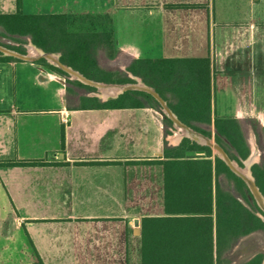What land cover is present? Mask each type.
<instances>
[{
    "label": "crops",
    "instance_id": "1",
    "mask_svg": "<svg viewBox=\"0 0 264 264\" xmlns=\"http://www.w3.org/2000/svg\"><path fill=\"white\" fill-rule=\"evenodd\" d=\"M16 10L0 0V14ZM22 11L68 15L69 30L96 33V55L130 77L137 58L209 59L212 119H239L260 163L264 0H22ZM80 103L36 60L0 61L1 263L196 264V178L165 154L183 129L160 107ZM211 215L216 247L215 204Z\"/></svg>",
    "mask_w": 264,
    "mask_h": 264
},
{
    "label": "trees",
    "instance_id": "2",
    "mask_svg": "<svg viewBox=\"0 0 264 264\" xmlns=\"http://www.w3.org/2000/svg\"><path fill=\"white\" fill-rule=\"evenodd\" d=\"M16 5L15 13L0 14V28L14 35H31L35 45L47 52H61L62 62L93 80L107 83L135 81L126 72L115 73L102 67L96 55L100 46L98 35L86 31H70L72 18L68 15L25 14L22 11V0H16ZM105 45L107 47L111 42H106ZM9 60L21 59L3 55L0 51V61ZM36 62L61 75L67 74L58 66L49 63L46 58H38ZM127 70L153 86L168 101L179 119L196 131L211 135L212 131L202 127V124L213 123L216 142L243 165V160L250 154V148L239 119L222 116L212 119L209 59L137 58L128 65ZM77 83L84 85L80 81ZM165 88L176 97L174 102L164 94ZM80 98L79 106L83 108H127L146 105L160 107V103L152 94L142 90H127L117 98L107 101H101L96 96L81 95ZM143 98L148 101L144 102ZM165 122L168 127L173 126V121L167 116ZM166 133L171 131L166 129ZM198 151L204 154H197ZM195 152L196 155L189 154ZM165 154L172 158V163L179 164L180 174L196 178V264H223L226 255L230 254L240 238L254 231L264 230V221L257 213L261 209L256 202L250 200L248 185L221 157L215 155L213 158V150L209 145H202L185 137L177 147H166ZM252 170L264 194V164L256 163ZM221 176L226 178L227 187L220 182ZM214 204L216 247L214 219L211 215L214 212ZM199 213H205V216H199ZM177 221L179 225L188 226L193 222V218H178ZM262 263L263 254L258 253L241 264Z\"/></svg>",
    "mask_w": 264,
    "mask_h": 264
},
{
    "label": "water",
    "instance_id": "3",
    "mask_svg": "<svg viewBox=\"0 0 264 264\" xmlns=\"http://www.w3.org/2000/svg\"><path fill=\"white\" fill-rule=\"evenodd\" d=\"M30 46H32L33 48L36 49L37 52H39L37 56H32L29 52L22 53L14 49L4 47L2 45H0V51L2 52L3 55L13 56L21 60L31 61V60H36L37 58H40V57L46 58L48 61H50L54 65L58 66L59 68H61L62 70L70 74L72 78L78 79L86 84L96 87L98 92H96L93 95L98 97L102 101H107L109 99L117 98L119 95H121L127 90H143V91H146L152 94L162 106V110L164 111L166 116H168L173 121L174 126L186 130L188 133V135L187 134L186 135L188 137L195 139L198 143L202 145H209L211 148H213L215 150L216 155L221 157L237 175L243 178V180L248 185V188L255 196L257 202L259 203L263 211V213L258 212V215L264 221V194L261 191L260 187L258 186L256 182V178L253 174L252 166L256 163V159H254L255 154L253 150H251L249 156L243 160L244 166H240V164L236 160L232 159L229 156V154L227 153V151L221 144H219L216 141L211 140L208 136L204 135L203 133L199 131H195L192 127L182 122L179 119V117L176 115V113L171 109V107L169 106L165 98L153 86L148 85L146 82H144V80L141 77L136 76L133 73H130L132 78L136 80V82L134 83L112 84V83H107L103 81L93 80L85 76L79 70L62 62L60 59L61 55L58 52H47L41 47H38L37 45H35L34 43H31ZM110 86H114L115 88L114 92L110 94L104 93V88H107ZM193 135H196V136H193ZM200 137L203 140L199 139Z\"/></svg>",
    "mask_w": 264,
    "mask_h": 264
},
{
    "label": "rangeland",
    "instance_id": "4",
    "mask_svg": "<svg viewBox=\"0 0 264 264\" xmlns=\"http://www.w3.org/2000/svg\"><path fill=\"white\" fill-rule=\"evenodd\" d=\"M70 28H71V26L69 27V29ZM74 29H82V28L75 27ZM31 43H33V39H32L31 35H18V34L14 35V34H10L9 32H7L3 28H0V45H2L4 47L14 49V50H17V51L22 52V53H27V52H31L30 50H31L32 46H29V45H31ZM48 62L51 63L50 61H48ZM98 62L102 67H104L105 69H107L109 71H113L115 73L118 71L126 72L124 70L119 69L118 65H114V63L112 62V60L110 58H108L105 55H101V53L98 56ZM51 64H53V63H51ZM127 75H128V73H127ZM63 76L68 81V96H70V97L76 98V97H79L81 95H93L96 92H98L96 87L89 85V84H86V83H84L78 79L72 78V76L68 73L63 75ZM77 81L82 82L84 85L77 83ZM134 82H136V80ZM134 82H129V83H134ZM112 84H117V83H112ZM169 100H171V99L169 98ZM173 100L174 99L172 98V101ZM143 101L147 102L148 100L146 98H143ZM160 107L162 109L161 105H160ZM173 127H174V124H173L172 128ZM205 129L208 130V127L205 126ZM211 131H212L211 135H206L204 133L203 134L208 136L211 140L216 141L215 131L213 130V128H211ZM184 134L188 135V133H185V132H184ZM188 138L196 141L195 139H193L191 137H188ZM212 150H213V155H216L215 150L213 148H212ZM189 154H194V153H189ZM216 156H218V155H216ZM229 156H230V154H229ZM257 160L260 162V164H264V153H263V155H259ZM240 166H244V164L243 165L240 164ZM222 180H223L224 184H227L224 177ZM249 198L251 201L256 202L258 204L259 208L261 209L259 203L257 202V200H256V198L252 192H251ZM259 212L263 213L262 209ZM0 245H1V243H0ZM258 253L263 254V263L262 264H264V230H257V231H254V232L242 237L239 240V242L234 246L231 253L226 255V259H225V262L223 264H241L243 262L248 261L250 258H252L254 255H256ZM0 264H2L1 263V249H0Z\"/></svg>",
    "mask_w": 264,
    "mask_h": 264
},
{
    "label": "bare ground",
    "instance_id": "5",
    "mask_svg": "<svg viewBox=\"0 0 264 264\" xmlns=\"http://www.w3.org/2000/svg\"><path fill=\"white\" fill-rule=\"evenodd\" d=\"M29 46H30V45H29ZM30 51H31V52H29V53H30L32 56H37V55L39 54V52H37L36 49L33 48V47L31 48ZM114 90H115L114 86H110V87L104 88V93L110 94V93H113ZM183 131H184L185 133H187L186 130L183 129ZM193 136H196V135H193ZM173 138H174V137H173ZM177 138H178V137H175L174 140H176ZM199 139L203 140L201 137H200Z\"/></svg>",
    "mask_w": 264,
    "mask_h": 264
}]
</instances>
